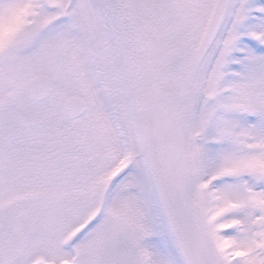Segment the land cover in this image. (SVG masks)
I'll list each match as a JSON object with an SVG mask.
<instances>
[{"label": "snow or ice", "instance_id": "snow-or-ice-1", "mask_svg": "<svg viewBox=\"0 0 264 264\" xmlns=\"http://www.w3.org/2000/svg\"><path fill=\"white\" fill-rule=\"evenodd\" d=\"M0 264H264V0H0Z\"/></svg>", "mask_w": 264, "mask_h": 264}]
</instances>
